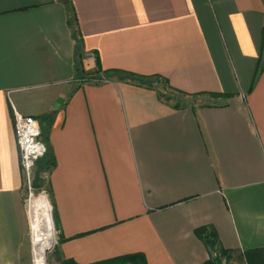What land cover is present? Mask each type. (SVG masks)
<instances>
[{"label": "crops", "instance_id": "obj_1", "mask_svg": "<svg viewBox=\"0 0 264 264\" xmlns=\"http://www.w3.org/2000/svg\"><path fill=\"white\" fill-rule=\"evenodd\" d=\"M97 66L222 96L177 108L115 77L79 82ZM14 108L49 147L36 173L56 258L202 264L204 227L213 250L264 258V0H0V264L27 253Z\"/></svg>", "mask_w": 264, "mask_h": 264}, {"label": "built area", "instance_id": "obj_2", "mask_svg": "<svg viewBox=\"0 0 264 264\" xmlns=\"http://www.w3.org/2000/svg\"><path fill=\"white\" fill-rule=\"evenodd\" d=\"M9 93V92H8ZM14 134L20 150V166L23 173L25 196L23 199L28 236L31 244L33 264L40 246L52 233L54 240L45 249L46 258L57 240V230L53 221L52 203L47 189V175L37 177V165L48 152L40 122L31 115H23L14 108Z\"/></svg>", "mask_w": 264, "mask_h": 264}, {"label": "trees", "instance_id": "obj_3", "mask_svg": "<svg viewBox=\"0 0 264 264\" xmlns=\"http://www.w3.org/2000/svg\"><path fill=\"white\" fill-rule=\"evenodd\" d=\"M68 17H69V24L73 28L74 32V37L77 40V47L80 46V34L79 30L77 27V20L74 14L70 11H68ZM78 70L81 71V74H79V82L83 83L87 80L91 79H97L101 80L104 77L106 79L112 80V78H118L121 80H126L134 85L141 86V87H146L153 89L157 92L158 96L160 99H162L165 102H169L171 99H175L176 102L173 103L174 107L179 108L180 106L185 104V99L187 97H192L193 95L186 94L180 90H177L175 88H172L171 86L168 85L167 81L160 77V76H146V75H140L134 72L130 71H125V70H118V69H113V70H101L100 67L97 66V70L95 71L94 74L89 75L87 72L82 67H78ZM166 90L172 91L173 95H166L165 92ZM212 96L214 97H220L222 95L220 94H213ZM47 143V142H46ZM46 161V167L49 168L50 164L52 165V161L50 159L49 155V147H48V152L44 159ZM45 167V168H46ZM206 231V228H201L198 229L196 232L197 234L203 238L204 242L206 245H208L210 248H214L216 245V238L211 236H203L202 233ZM224 253H226L225 250H223ZM131 263V264H147L145 258L143 257L142 254L140 253H135V254H126V255H121L117 256L114 258H109L106 260L98 261L92 264H118V263ZM62 264H78L72 259L64 260ZM202 264H221L219 260L215 259H209L208 261L202 263Z\"/></svg>", "mask_w": 264, "mask_h": 264}, {"label": "rangeland", "instance_id": "obj_4", "mask_svg": "<svg viewBox=\"0 0 264 264\" xmlns=\"http://www.w3.org/2000/svg\"><path fill=\"white\" fill-rule=\"evenodd\" d=\"M85 61H87L85 59ZM86 64V63H84ZM89 69H87V72ZM166 95H173L172 91L166 90L165 92ZM218 99L214 96H209V95H200V96H193L192 98H189V101L187 102L188 104H192V105H203V104H212L214 102H216ZM171 103L176 102L175 99H171L170 100ZM59 237L57 236V242L54 245V247L48 251L47 253V258H46V264H62L64 260H61V258H56L57 255V247L59 244ZM23 243H26L27 246L24 248L25 250H27L26 253V258H18V262L19 264H33V258H32V253H31V244H30V240H29V236H28V232L27 235L25 237V240H23ZM25 254V253H24ZM211 259H215V260H219L221 262V264H252L250 262H243V260H241V258H232L230 255H228L227 253H224L222 250L220 249H212L211 252ZM68 260V259H65ZM118 264H131V263H118ZM254 264H264V258H259L258 260H256L254 262Z\"/></svg>", "mask_w": 264, "mask_h": 264}, {"label": "bare ground", "instance_id": "obj_5", "mask_svg": "<svg viewBox=\"0 0 264 264\" xmlns=\"http://www.w3.org/2000/svg\"><path fill=\"white\" fill-rule=\"evenodd\" d=\"M53 240H54L53 234L49 233L47 241L40 246V249L36 253V257L34 258L35 264H46V253L44 249L49 244H52Z\"/></svg>", "mask_w": 264, "mask_h": 264}]
</instances>
